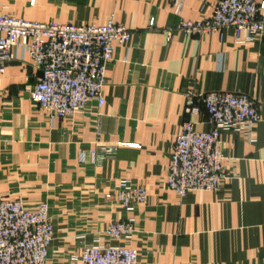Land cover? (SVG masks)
Wrapping results in <instances>:
<instances>
[{
    "label": "crops",
    "instance_id": "obj_1",
    "mask_svg": "<svg viewBox=\"0 0 264 264\" xmlns=\"http://www.w3.org/2000/svg\"><path fill=\"white\" fill-rule=\"evenodd\" d=\"M217 1L184 0L176 16L169 0H0V15L97 26L114 17L131 32L126 45L114 44L104 104L94 100L74 116L52 120L32 101L40 74L29 59L0 74V198L21 199L29 210L48 204V264H71L129 216L139 264H264V39L238 43L232 29L222 41L193 38L177 29L211 17ZM213 91L249 94L262 120L251 135L247 127L221 133L228 178L220 191L181 199L167 177L182 125L210 129L206 114L186 116L187 95ZM123 182L145 187L146 203L127 211L108 202Z\"/></svg>",
    "mask_w": 264,
    "mask_h": 264
},
{
    "label": "built area",
    "instance_id": "obj_2",
    "mask_svg": "<svg viewBox=\"0 0 264 264\" xmlns=\"http://www.w3.org/2000/svg\"><path fill=\"white\" fill-rule=\"evenodd\" d=\"M180 16L184 0H169ZM154 27V19L150 20ZM198 38L219 36L232 29L238 43L264 39V0H218L211 17L182 20L177 28ZM131 32L111 17L104 25H76L29 22L13 15H0V74L12 62L31 61L40 76L31 91L32 101L50 118L83 113L87 105L105 102L103 89L107 66L114 61L115 43L126 45ZM260 105L249 94L213 91L188 94L185 114H206L208 131H199L191 120L184 121L172 154L167 177L168 189L181 199L190 192H218L228 178L223 169L221 133L251 131L261 122ZM112 148H108L110 153ZM81 154V162H84ZM97 154L92 153V162ZM143 186L123 182L105 199L131 211L146 203ZM50 208L41 203L29 210L21 199L0 198V264H48L49 248L55 239ZM137 225L132 216L109 224L106 242L99 240L84 247L71 264H139V253L132 245ZM124 242L117 245L115 242Z\"/></svg>",
    "mask_w": 264,
    "mask_h": 264
}]
</instances>
